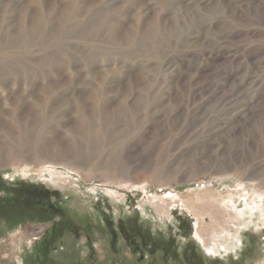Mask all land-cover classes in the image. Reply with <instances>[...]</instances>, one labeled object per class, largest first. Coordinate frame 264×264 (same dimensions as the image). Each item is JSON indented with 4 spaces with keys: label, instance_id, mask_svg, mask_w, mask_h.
Instances as JSON below:
<instances>
[{
    "label": "rangeland",
    "instance_id": "obj_1",
    "mask_svg": "<svg viewBox=\"0 0 264 264\" xmlns=\"http://www.w3.org/2000/svg\"><path fill=\"white\" fill-rule=\"evenodd\" d=\"M259 205L264 0H0V264H264Z\"/></svg>",
    "mask_w": 264,
    "mask_h": 264
},
{
    "label": "bare ground",
    "instance_id": "obj_2",
    "mask_svg": "<svg viewBox=\"0 0 264 264\" xmlns=\"http://www.w3.org/2000/svg\"><path fill=\"white\" fill-rule=\"evenodd\" d=\"M36 28V27H35ZM36 32V31H35ZM97 110H98V108H97ZM97 111H95L94 112V114H93V116H88V115H84V114H80V123H81V128L79 127V129H80V136L81 137H83L84 139H85V141H92V139L94 138V136H95V134H97V133H100V134H104V132H106V130L104 129V126H103V123H102V121H100V119H99V115L96 113ZM42 117V116H41ZM37 118V117H36ZM44 116L41 118V124H42V121L44 120ZM48 118V117H47ZM35 121V120H34ZM36 121H38V120H36ZM35 121V122H36ZM46 121H47V119H46ZM39 122V121H38ZM37 123V122H36ZM39 123V124H40ZM5 124V123H4ZM6 125V124H5ZM4 125V126H5ZM8 125V124H7ZM21 125V124H20ZM38 125V124H37ZM11 126V125H10ZM33 126H34V124H33ZM40 126V125H39ZM42 126V125H41ZM40 126V127H41ZM14 127V126H13ZM43 127V126H42ZM5 128V127H4ZM23 128V127H22ZM32 128V127H31ZM38 128V127H37ZM10 129V128H9ZM19 129H21V127L19 128ZM25 129V128H24ZM32 129H34V128H32ZM12 130V129H11ZM11 130H9V131H11ZM26 130V129H25ZM25 130H23L24 132H25ZM39 130H41V129H39ZM21 131V130H20ZM33 132H34V130H32ZM43 131V130H42ZM20 133H22V132H20ZM39 133V132H38ZM19 134V133H18ZM24 134H26V133H24ZM23 134V135H24ZM29 134V133H28ZM37 134V133H36ZM78 134H79V132H78ZM30 135H31V133H30ZM33 135V134H32ZM20 136H21V134H20ZM26 135H24V137H25ZM37 136V135H36ZM27 137V136H26ZM33 137V136H32ZM15 138V137H14ZM34 138V137H33ZM32 138V139H33ZM37 138V137H36ZM17 140H18V138H16ZM31 139V138H30ZM20 141H22L21 139H20ZM25 142H26V140H25ZM35 142V144H37L36 142H38V141H34ZM78 141L76 140V138L74 139V140H72V147H73V150L75 149V151H80L82 148V146L81 145H79L78 143H77ZM17 143H19V141H17ZM23 143V142H22ZM71 143V142H70ZM16 144V143H15ZM107 190V189H106ZM109 193H111L109 190H107ZM112 192H115V191H112ZM234 193V192H233ZM215 195V194H214ZM213 195V196H214ZM237 195H238V201H239V203L240 204H242L243 205V207H241V208H237L236 206H235V203L236 202H234L235 200H232V198H228V197H226V200L228 199V206L227 207H225L226 206V204L223 202L222 203V201L221 202H219V204L222 206V210H223V212H224V209H225V212H224V214L227 216V220L228 221H233L232 223H233V226L235 225V229H234V231H227L226 233L227 234H224V236H223V238L222 239H220V240H218V241H214V242H218V245L220 244H224V245H227V244H229V243H231V242H235L236 240H237V237H236V235H237V232L239 231V229H240V227H241V223H246L247 221H245V216L246 215H248V221L251 223V221H258V219H256L253 215H252V213H253V211H250V210H252L251 209V207H250V209H249V207L247 206V207H245L244 205H247L248 204V200H249V197H246L244 194H240L239 192H237ZM213 196H211V197H213ZM228 196H231L232 197V195H228ZM170 200H172V201H181V204H184L185 205V197H183V196H180L179 194H172V195H170ZM168 199V198H167ZM217 199V198H216ZM219 200V199H218ZM188 201V200H187ZM217 201V200H216ZM184 202V203H183ZM189 202V201H188ZM230 203V204H229ZM188 204V203H187ZM254 204V203H253ZM220 206V207H221ZM249 206H251V205H249ZM261 206H262V204H261ZM182 207H184L183 205H182ZM263 207V206H262ZM253 208H255V207H253ZM261 209H263V208H260V205L258 206V207H256L255 209H253V210H256L257 212H259L261 215L263 214L262 213V211L260 212V210ZM264 210V209H263ZM221 211V210H220ZM255 211V212H256ZM219 212V211H218ZM217 213V212H216ZM220 213V212H219ZM215 215H217V214H215ZM255 216H257V215H255ZM247 217V216H246ZM248 223V222H247ZM246 223V224H247ZM208 249H213V245L212 246H208L207 247ZM216 248V247H215Z\"/></svg>",
    "mask_w": 264,
    "mask_h": 264
},
{
    "label": "flooded vegetation",
    "instance_id": "obj_3",
    "mask_svg": "<svg viewBox=\"0 0 264 264\" xmlns=\"http://www.w3.org/2000/svg\"><path fill=\"white\" fill-rule=\"evenodd\" d=\"M36 211L35 209H32V212ZM43 212L45 211L44 209L42 210ZM45 213V212H44ZM44 213H40V214H44ZM52 218V217H51ZM50 219V218H49Z\"/></svg>",
    "mask_w": 264,
    "mask_h": 264
}]
</instances>
